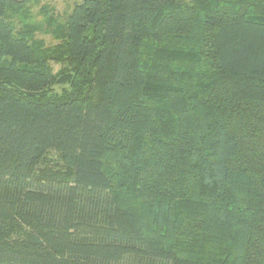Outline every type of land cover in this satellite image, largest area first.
<instances>
[{
    "label": "trees",
    "instance_id": "1",
    "mask_svg": "<svg viewBox=\"0 0 264 264\" xmlns=\"http://www.w3.org/2000/svg\"><path fill=\"white\" fill-rule=\"evenodd\" d=\"M35 1L0 0V264H264V0Z\"/></svg>",
    "mask_w": 264,
    "mask_h": 264
},
{
    "label": "rangeland",
    "instance_id": "2",
    "mask_svg": "<svg viewBox=\"0 0 264 264\" xmlns=\"http://www.w3.org/2000/svg\"><path fill=\"white\" fill-rule=\"evenodd\" d=\"M78 0H36L33 4V14L35 15L37 20H41L42 17L40 16V10L42 7L46 6L54 10L56 14L60 16L64 15L66 12H69L73 4ZM38 38L44 39L47 44L55 43L54 40L51 38L50 35L47 34H38ZM54 69L57 71L59 69V65L53 64Z\"/></svg>",
    "mask_w": 264,
    "mask_h": 264
}]
</instances>
